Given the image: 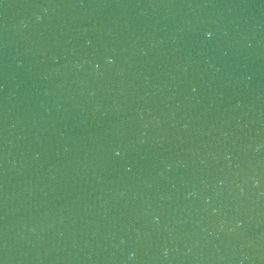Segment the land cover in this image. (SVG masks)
I'll use <instances>...</instances> for the list:
<instances>
[{
    "label": "water",
    "instance_id": "obj_1",
    "mask_svg": "<svg viewBox=\"0 0 264 264\" xmlns=\"http://www.w3.org/2000/svg\"><path fill=\"white\" fill-rule=\"evenodd\" d=\"M0 264H264V0H0Z\"/></svg>",
    "mask_w": 264,
    "mask_h": 264
},
{
    "label": "clouds",
    "instance_id": "obj_2",
    "mask_svg": "<svg viewBox=\"0 0 264 264\" xmlns=\"http://www.w3.org/2000/svg\"><path fill=\"white\" fill-rule=\"evenodd\" d=\"M207 35V34H206Z\"/></svg>",
    "mask_w": 264,
    "mask_h": 264
}]
</instances>
